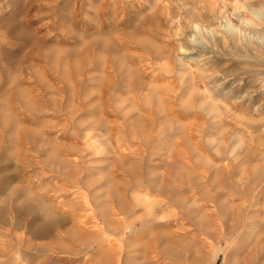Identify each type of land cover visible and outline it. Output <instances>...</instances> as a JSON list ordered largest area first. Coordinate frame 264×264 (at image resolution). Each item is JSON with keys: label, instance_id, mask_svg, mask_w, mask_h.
Instances as JSON below:
<instances>
[{"label": "rangeland", "instance_id": "374dc122", "mask_svg": "<svg viewBox=\"0 0 264 264\" xmlns=\"http://www.w3.org/2000/svg\"><path fill=\"white\" fill-rule=\"evenodd\" d=\"M0 264H264V0H0Z\"/></svg>", "mask_w": 264, "mask_h": 264}, {"label": "bare ground", "instance_id": "6f19581e", "mask_svg": "<svg viewBox=\"0 0 264 264\" xmlns=\"http://www.w3.org/2000/svg\"><path fill=\"white\" fill-rule=\"evenodd\" d=\"M196 27V26H195ZM222 27H224L225 28V30L226 31H228V32H234L235 30H234V28H233V26H232V24L230 23V22H225V24L222 26ZM245 28V27H244ZM198 29V28H197ZM223 30V29H222Z\"/></svg>", "mask_w": 264, "mask_h": 264}]
</instances>
